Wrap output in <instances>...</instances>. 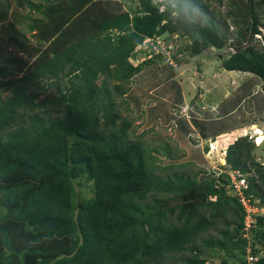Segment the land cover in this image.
Segmentation results:
<instances>
[{"label":"trees","instance_id":"1","mask_svg":"<svg viewBox=\"0 0 264 264\" xmlns=\"http://www.w3.org/2000/svg\"><path fill=\"white\" fill-rule=\"evenodd\" d=\"M115 1L0 0V23L11 14L15 23L29 20L34 39L10 24L9 42L22 54L7 58L13 75L0 66V181L14 180L0 187V264H177L169 261L175 255L178 264H237L228 258L238 255L250 264L243 259L248 251L251 264H264V216L253 214L244 229L246 212L226 187L228 172H238L251 203L264 210V163L251 156L253 139L229 143L216 176L162 177L146 144L130 137L134 120L121 115L116 99L143 66L165 57L150 46L148 58L130 62L145 39L165 34L190 41L171 54L177 61L229 46L221 66L264 81V0H229L222 19L237 27L232 43L193 10L198 0H137L133 9L114 11L107 5ZM19 7L40 17L21 15ZM258 36L261 48L251 43ZM98 94L105 102L95 106ZM225 108L220 104V113ZM198 119L204 120L195 115L192 122L202 138L234 129L209 133ZM190 188L205 199L165 206ZM151 193L169 196L148 201ZM218 224V236H203ZM206 250L226 257L209 261Z\"/></svg>","mask_w":264,"mask_h":264},{"label":"rangeland","instance_id":"2","mask_svg":"<svg viewBox=\"0 0 264 264\" xmlns=\"http://www.w3.org/2000/svg\"><path fill=\"white\" fill-rule=\"evenodd\" d=\"M229 5V0H222L221 4L216 0H198L197 4L193 6V10L201 11L204 19H211L218 26L221 34L231 38L229 41L232 43L235 41L237 27L233 25L232 19H222L229 10ZM107 6L114 11L130 10L137 7L138 2L137 0H116ZM263 9L261 8V11ZM17 11L21 15L40 17L35 11H29L27 8L19 7ZM262 12L264 15V11ZM27 23L29 20H26L25 23H15L12 14L0 23L2 52L0 66L6 65L7 72L11 75L14 74L16 68L7 63V58L19 57L22 53L9 42L10 24L14 26V29L25 33L31 42H34L31 36L32 32L27 31ZM260 36L254 37L251 42L258 48L262 47ZM189 43L187 38L179 35L165 34L157 38L153 43L154 50L159 48L160 53H163L165 57H162L157 63L143 66L141 71L126 84L129 87L126 94L116 96L121 115L134 120L130 129V137L139 136L142 139L150 153L148 161L152 166H157L155 174L162 177H171L172 174L180 172L186 176L197 174V179L204 175L216 176L221 172L220 164L225 161L222 155L223 150L236 138L245 135H248L249 139H253L254 147L251 156H254L258 162L264 163V81L250 73L224 69L221 66V61L231 52L229 46L221 49L209 47L206 51L194 56L183 53V55H178L180 61L172 58L173 52ZM150 46V42H147L143 48L138 47L136 57H132L130 62L136 65L148 58L145 50H148ZM169 63L172 64L174 71L166 68V64L169 65ZM161 72L173 77L165 82L163 78H159ZM244 86H249V94L243 90ZM131 94L137 98L136 101L144 102L142 105L140 103L141 109L140 105L136 107L131 100ZM229 94L233 95L232 98H226ZM239 96H242L241 100H238ZM94 100L98 103H95V106L105 102L104 96L101 94L96 95ZM227 102L229 103L227 104ZM220 104L226 107L221 113ZM93 110L91 107L90 111ZM228 111L231 112L228 113ZM195 115L204 120L211 118L209 122H204L201 119L195 121L196 124H203L209 133L230 130L231 127L234 129L214 138H202L192 122ZM220 115L222 119L218 120L217 117ZM240 123H243V126H240ZM179 125H182L183 128L180 129ZM166 154L167 156H165ZM13 181L8 178L0 181V187ZM198 188H203V185L200 184ZM195 189L190 188L187 195L182 198L168 200L165 206L182 203L189 207L191 204L205 199L204 191L202 193ZM166 196L169 195L151 193L147 200L152 201L155 197ZM220 227H222L221 224H218L216 229L203 236H218L217 229ZM246 255L243 256V259H247ZM202 256L209 261L219 262L226 257V254L223 251L206 250L203 251ZM174 257L175 260L170 259L169 261L178 264L179 255ZM240 258L242 257L238 255L235 258H228V260H236L237 264H241Z\"/></svg>","mask_w":264,"mask_h":264},{"label":"built area","instance_id":"3","mask_svg":"<svg viewBox=\"0 0 264 264\" xmlns=\"http://www.w3.org/2000/svg\"><path fill=\"white\" fill-rule=\"evenodd\" d=\"M144 42L145 43L150 42L151 46L154 49L153 43H155V41H153L151 38L145 39ZM160 51L161 50L159 48L155 49V52L157 53ZM228 175H229V182L228 184H226L228 193L231 194L232 196L237 197V199L240 201L241 205L243 206L246 212L244 229H248L252 221V215L260 214L264 216V210L252 204L250 201V198L246 195V189L248 187V184L244 176H242L241 174L235 171H232L230 173L228 172ZM246 257H247L248 262L251 264L254 260V256L251 255L248 251Z\"/></svg>","mask_w":264,"mask_h":264},{"label":"clouds","instance_id":"4","mask_svg":"<svg viewBox=\"0 0 264 264\" xmlns=\"http://www.w3.org/2000/svg\"><path fill=\"white\" fill-rule=\"evenodd\" d=\"M225 150V149H224ZM224 156V153L222 154ZM225 162V161H224Z\"/></svg>","mask_w":264,"mask_h":264}]
</instances>
